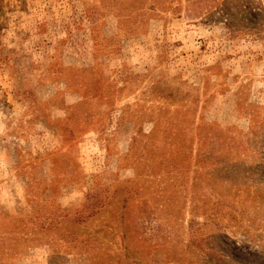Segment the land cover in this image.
<instances>
[{
    "label": "rangeland",
    "instance_id": "1",
    "mask_svg": "<svg viewBox=\"0 0 264 264\" xmlns=\"http://www.w3.org/2000/svg\"><path fill=\"white\" fill-rule=\"evenodd\" d=\"M220 2L0 0V264H264V13Z\"/></svg>",
    "mask_w": 264,
    "mask_h": 264
},
{
    "label": "trees",
    "instance_id": "2",
    "mask_svg": "<svg viewBox=\"0 0 264 264\" xmlns=\"http://www.w3.org/2000/svg\"><path fill=\"white\" fill-rule=\"evenodd\" d=\"M227 1L222 0V2L219 3V6L217 7L218 11L217 13H223V14H228L230 9L236 10L238 12H241L244 16V20L248 21V23L246 24V26H244L245 31H249L250 33H258L259 29L258 27H253L252 24H254L255 22L258 21V19L260 17H258L259 13H264V6H262L260 3H258V6H253L250 3H241L238 0H233L232 4L228 7L226 5ZM254 9H257L258 12H255ZM210 10H212V6L208 5L206 8V18L208 15H210L212 12H210ZM246 16V17H245ZM246 21V22H247ZM264 159V157H263ZM256 171L257 175H259L261 177L262 180H259L260 182L264 183V161L262 164H257L256 167ZM251 173V172H250Z\"/></svg>",
    "mask_w": 264,
    "mask_h": 264
}]
</instances>
